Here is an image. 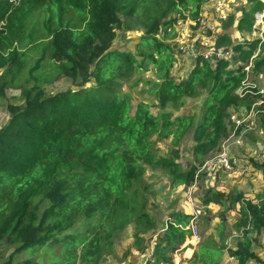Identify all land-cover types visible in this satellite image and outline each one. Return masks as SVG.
<instances>
[{"label":"trees","instance_id":"1","mask_svg":"<svg viewBox=\"0 0 264 264\" xmlns=\"http://www.w3.org/2000/svg\"><path fill=\"white\" fill-rule=\"evenodd\" d=\"M209 1L0 0V96H4L7 75L17 74L11 67L18 60L16 47L37 11L48 13L53 25L47 27L49 39L36 47L43 55L49 52L50 63L79 87L47 94L40 60L30 71L34 82L23 92V103L9 107L10 119L0 129V245L11 252L4 258L0 248V264H100L113 253L112 239L125 225L134 221L138 227H155L144 212L145 198L138 187L148 168L170 171L176 185L194 183L197 168L183 171L177 157H156L154 135H172L178 146L194 126L193 118H172L167 109L181 108L199 88L208 91L204 114L192 135L193 153L206 160L219 151L234 127L231 115L241 116L251 108L250 99L238 96L245 66L252 62V79L258 83L254 75L264 70L259 38L233 45L223 34L216 49L231 47L235 59L243 62L238 69H230L224 59L212 67L200 56L187 79L177 82L171 76L176 58L173 44L165 40L183 19L198 28ZM251 3L253 8L240 19L239 30H251L255 15L264 10L262 0ZM69 11L84 21L82 29L64 21ZM127 18H138L143 30L136 53L112 48L117 32L130 26L123 20ZM228 22H233L232 17ZM7 50L4 56L1 51ZM147 60L156 70L157 79L150 82L155 103L139 100L132 107L128 94H119L116 81L142 74ZM91 79L97 90L84 88ZM259 110L255 121L264 134V106ZM254 167L264 171V164L257 161ZM200 201L205 207L240 204L234 227L242 240L228 253L237 264L260 262L252 246L253 234L260 236L264 229V199L254 203L212 186ZM191 217L192 210L171 217L157 235L146 264H176L175 255L191 237L186 229ZM222 257V247L201 244L181 264H221Z\"/></svg>","mask_w":264,"mask_h":264},{"label":"rangeland","instance_id":"2","mask_svg":"<svg viewBox=\"0 0 264 264\" xmlns=\"http://www.w3.org/2000/svg\"><path fill=\"white\" fill-rule=\"evenodd\" d=\"M249 2L250 4L246 3V5L238 6L234 11H240L243 16H247L253 8L251 0ZM50 20V15L45 11H37L32 14L22 40L17 44L18 60L11 66L17 69L15 70L17 74L13 75V73H10L7 75L4 96H0V129L10 119L9 107L19 106L23 103V92L34 82L30 76V71L40 60H42V70L46 71V79L42 85L47 94L53 95L68 89L77 90L79 88L71 79L64 77L50 63L51 56L49 52L43 55L41 48L36 47L37 44L49 39L47 27L53 25L49 23ZM123 20L128 22L130 26H125L121 31L117 32L112 48L120 51L139 52V43L143 30L138 27V18ZM183 20H181V26L177 24L170 33V37L166 40L164 39L165 42H169L174 46L173 54L176 61L171 68V72L177 82L180 79L188 78L195 67L197 57L202 53L197 42L193 43L192 40L200 32L202 35L212 37V32L207 31V28L205 31L197 30V27L194 26L188 28L189 21ZM64 21L66 23L71 22L72 28L82 29L84 27V21L71 11L65 14ZM228 23H226L225 27H230L229 25L232 22ZM184 30H188V33L185 34ZM163 36V33H161L159 38L162 40ZM256 39H258L257 34L252 36L250 40ZM147 49L153 51L150 46ZM260 50L264 53V41ZM1 53L7 56L9 51H1ZM257 53H259V50ZM196 55L198 56L196 57ZM211 65L214 67L216 64L211 63ZM155 72V66L147 60L145 62V71L142 74L127 78L122 77L116 81V88L119 94L121 96L128 94L132 107H135L139 100L154 104L153 85L150 82L156 81ZM2 73L3 69L0 70V75ZM254 77L262 84L264 82V70L254 75ZM84 88L97 90L98 86L94 79H91ZM207 99L208 91L205 88H199V93L192 98L186 99L181 108L176 109L174 106H169L167 109L168 112L173 114L172 118L186 116L193 118L194 121V126L189 129L178 146L174 144L172 135L167 138L154 135L151 138L154 142L157 159H175L177 157L178 159L175 161L179 162L183 171H187L192 167L197 168L198 173L194 183L192 185L184 183L176 185L173 182V176L170 171L161 167L148 168L138 187L145 198L144 200L142 199L146 204L144 212L156 225L154 228H150L148 225L138 227L134 221L125 225L123 231L112 239L114 243L113 253L104 256L100 264H146L152 256L153 247L157 243V235L167 227L170 220H172L171 217L176 213H191L189 202L191 199L204 209V215L200 219L203 236L201 244L207 247H222L223 257L221 264L223 262L224 264H230L227 263V260L224 261L225 257H230L228 250L234 249L237 243L242 240L241 235L234 227L239 218L237 210L240 204L235 205L233 208L228 207L227 204L205 207L200 200L207 189L212 186L225 191L227 195L241 196L243 200L258 202L264 199V171L254 167V162L256 161L264 164V134L262 129L260 130L257 127L255 130L256 126L252 125L253 130L249 131L250 134L244 137L243 147L236 150L237 156L234 155V157L250 166L252 169L250 174L237 178L221 172L220 175H216V172L212 170L200 172L205 159H199L193 153L194 142L192 135L195 125L201 121V117L204 114L205 108L203 104ZM242 110L244 109L242 108ZM152 112L157 114V108H153ZM254 149H256V153H252ZM259 235L253 234L256 242H254L252 247L260 262L250 261L249 264H264V229ZM201 244L195 248L193 253L198 250ZM0 248L4 252V258H7L11 249L5 244H1ZM184 256L185 251L179 252L180 259L186 258ZM232 264L237 263L234 262Z\"/></svg>","mask_w":264,"mask_h":264},{"label":"built area","instance_id":"3","mask_svg":"<svg viewBox=\"0 0 264 264\" xmlns=\"http://www.w3.org/2000/svg\"><path fill=\"white\" fill-rule=\"evenodd\" d=\"M230 7V2L227 0H215L214 10L220 18H225L230 13ZM181 24L182 22L180 21L178 25L181 26ZM192 24L194 25V23ZM197 30L205 31V22L203 18L200 19V25ZM252 30L257 34V37L261 40V42H263L264 11L256 14ZM184 32L187 34L188 30H184ZM200 34L202 33L200 32ZM199 47L201 48L202 53L199 54V56L196 55V57L201 56L205 60L214 64L222 59L229 62L236 60L235 52L231 47L212 49L211 40L209 37L201 36L199 39ZM244 70L246 72V77L242 81L241 87L238 90V96L241 99H250L252 101L251 108L246 110L241 116H238L235 113L231 115V120L234 123V127L227 138L222 141L219 151L214 156H211L204 161L200 172L210 168H216L218 171L226 174L241 176L248 174L250 171L248 165L242 163L238 158L232 156L231 150L232 147L241 146L243 144L245 135L249 131L253 130L252 125L255 122L256 115L260 112L259 108L264 106V83L260 84L252 79L251 61L247 66H245ZM189 202L192 209V217L188 226L186 227V229L191 231V237L187 242H190L191 244H200L203 240V237L199 227V219L203 215V209L200 205L194 203L192 199L189 200Z\"/></svg>","mask_w":264,"mask_h":264},{"label":"crops","instance_id":"4","mask_svg":"<svg viewBox=\"0 0 264 264\" xmlns=\"http://www.w3.org/2000/svg\"><path fill=\"white\" fill-rule=\"evenodd\" d=\"M230 2V13L225 17V18H220L216 12H215V4H214V0H211L209 1L208 3H206L204 6H203V9H202V18L205 22V29L207 28V31L209 32H212V37H209V36H206V37H209L210 40H211V45H212V49H215L216 48V45L218 43L217 39L225 34L227 36L230 37L231 39V42L233 45H236V44H243L245 41H252L250 40L252 36H255L256 33L253 32V30H239L238 29V23L240 21V19L243 17L242 13L239 11V12H235L234 10L238 8V6H242V5H246L247 4H250V0H227ZM263 1V0H262ZM249 2V3H248ZM264 2V1H263ZM264 11V10H263ZM262 11V12H263ZM233 16V22L231 25H229L230 27H225L227 21L229 18H231ZM256 16V15H255ZM226 21V22H225ZM192 26H194L191 22L188 23V28H192ZM201 36H205V35H202V34H197V39H193V43L197 42V45L199 46V39ZM221 48H227L226 46L225 47H221ZM230 48V47H229ZM257 54V52L254 54V56ZM183 56H186V55H183ZM253 56V57H254ZM212 62H210L211 64ZM217 63V62H216ZM243 64V62L241 63L239 60H234L232 62H230V69L232 70H236L238 69L241 65ZM171 73V76L174 77L172 75V72ZM187 79V78H186ZM176 80V79H175ZM183 79H180V81H182ZM185 80V79H184ZM178 81V82H180ZM242 113V112H241ZM244 114V113H243ZM257 121V120H256ZM254 122L253 125H255V130L257 127H259L258 123L257 122ZM260 128V127H259ZM254 130V131H255ZM261 130V129H260ZM244 145V143L241 145V146H238V147H232V150H231V154L232 156L236 155V150H239L240 148H242ZM256 149H254L252 151V153H256ZM240 160V159H239ZM242 163H244L242 160H240ZM245 164V163H244ZM247 165V164H246ZM250 168V166H249ZM251 168H250V171L248 174L251 173ZM222 174H225L226 173H223L221 172ZM246 174V175H248ZM227 175H230L232 177H241V176H246V175H241V176H238V175H233V174H227ZM247 200V199H246ZM252 201V200H251ZM254 203H257L254 202ZM192 210V209H191ZM199 227H200V230H201V221H199ZM202 233V232H201ZM199 244H191L190 242H186V244L184 245L183 247V251H185V256L186 258L184 259H191L193 257V252L195 250V248L198 246ZM181 251V252H183ZM227 256V255H226ZM226 259H224V261L227 260V263H234L236 262L234 258L232 257H225ZM175 263L176 264H181V260L183 259H180L179 258V253H177L175 255ZM237 263V262H236ZM224 264V262L222 263Z\"/></svg>","mask_w":264,"mask_h":264},{"label":"clouds","instance_id":"5","mask_svg":"<svg viewBox=\"0 0 264 264\" xmlns=\"http://www.w3.org/2000/svg\"><path fill=\"white\" fill-rule=\"evenodd\" d=\"M202 237H203V236H202ZM202 241H203V240H202ZM201 243H202V242H201ZM201 243H200V244H201ZM183 247H184V246H183Z\"/></svg>","mask_w":264,"mask_h":264}]
</instances>
